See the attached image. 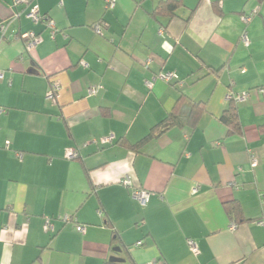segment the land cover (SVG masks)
I'll list each match as a JSON object with an SVG mask.
<instances>
[{"label":"crops","instance_id":"1","mask_svg":"<svg viewBox=\"0 0 264 264\" xmlns=\"http://www.w3.org/2000/svg\"><path fill=\"white\" fill-rule=\"evenodd\" d=\"M159 1L0 0V264H264V0Z\"/></svg>","mask_w":264,"mask_h":264},{"label":"built area","instance_id":"2","mask_svg":"<svg viewBox=\"0 0 264 264\" xmlns=\"http://www.w3.org/2000/svg\"><path fill=\"white\" fill-rule=\"evenodd\" d=\"M28 1L29 0H14V3L15 4H18V3H26L27 4ZM105 3H106V8L107 7H113V5L115 3V0H105ZM26 15H27L28 18H30L34 22L44 21L46 23V26H48V27H50L52 29L54 28L53 21L52 20H48V19H46L45 16L41 15L39 13L38 6H36V5L31 6L29 8V10H28ZM251 15L252 14H250L249 16L248 15L247 16H243L242 20L244 22L249 21ZM0 28L4 29V25H0ZM93 28H94L96 33L101 34V24L100 23L94 24ZM22 36L24 37V39H26L25 40V49L28 52L31 51L37 45V43L39 41H41V37L39 36V34H36L33 31L26 32V33L22 34ZM242 39L246 41L245 35L242 36ZM173 77H174V74L172 72H165V73L159 75V78L164 80V81H169ZM1 78H3V72L0 70V79ZM147 84H148V86H151L150 82H148ZM56 90H57V85L53 84L52 88L47 91L46 97L48 99H50V100H54L55 99ZM95 91H96V87L90 88V92L91 93H94ZM246 96H247V93H241V94L235 95L234 98L239 100V99L246 98ZM4 111H5L4 108L0 107V114L3 113ZM111 139H112V137H106L102 141L103 142H108ZM66 156L71 159V158L76 157L77 154L74 151L67 150ZM249 159H250V165L252 167H255L257 165V158L251 154ZM121 182H122V184H124L127 187H132L131 196L135 200H137L142 206H144L147 203L148 192H146L144 189L134 187L133 184H132L130 176H125L124 178H122ZM259 196H260L262 202H264V193H260ZM49 225H50L49 221L47 220L46 221V227L49 226ZM234 226L235 225L232 223V227H234ZM76 230L78 232H80V233H83L85 231V226L76 225ZM188 244L191 247L193 252H197V248H196V246H195V244L193 243L192 240H188ZM148 264H155V263H148Z\"/></svg>","mask_w":264,"mask_h":264},{"label":"trees","instance_id":"3","mask_svg":"<svg viewBox=\"0 0 264 264\" xmlns=\"http://www.w3.org/2000/svg\"><path fill=\"white\" fill-rule=\"evenodd\" d=\"M180 5H181V3L179 0H160L157 7L153 11L152 15L155 17H160V16L171 17V16H173L174 11L178 7H180ZM232 107L233 106L229 105L228 108L226 109V114H224L221 117V119L224 123L228 122L230 124H236L235 115H234ZM227 114H229V115H227ZM175 120H176V115L174 112H172L165 118V120L160 125H164L163 127H166V126L172 124ZM158 127L159 126H156L154 129H152V131L150 132V134L146 138L152 136L154 134L153 133L154 130L157 129ZM146 138H144L143 140H145ZM129 147H131L132 149H136L137 145L129 146ZM224 209H225V211H226V213L230 219H235L236 221L239 220L240 209H239L238 204H236L235 202H229V203L224 205Z\"/></svg>","mask_w":264,"mask_h":264}]
</instances>
